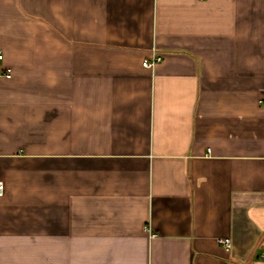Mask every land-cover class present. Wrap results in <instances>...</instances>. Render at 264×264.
<instances>
[{
  "label": "crops",
  "instance_id": "0c3cea01",
  "mask_svg": "<svg viewBox=\"0 0 264 264\" xmlns=\"http://www.w3.org/2000/svg\"><path fill=\"white\" fill-rule=\"evenodd\" d=\"M0 53V264H264V0H0Z\"/></svg>",
  "mask_w": 264,
  "mask_h": 264
},
{
  "label": "built area",
  "instance_id": "2783aa9c",
  "mask_svg": "<svg viewBox=\"0 0 264 264\" xmlns=\"http://www.w3.org/2000/svg\"><path fill=\"white\" fill-rule=\"evenodd\" d=\"M2 57L3 55L0 53V59H2ZM159 60H160V56L154 55L150 60H144L142 64L143 66L150 67ZM5 76L10 77V74L6 73ZM3 194H4V184L2 181H0V196H2ZM216 241L219 245L223 246L226 249L230 248L232 244L230 238L218 237ZM262 256L264 257V253Z\"/></svg>",
  "mask_w": 264,
  "mask_h": 264
}]
</instances>
